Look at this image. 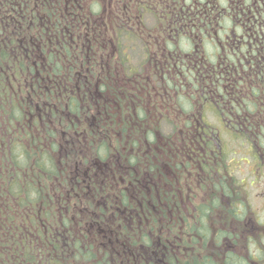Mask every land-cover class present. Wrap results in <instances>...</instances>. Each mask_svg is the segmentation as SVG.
Listing matches in <instances>:
<instances>
[{"label": "trees", "instance_id": "trees-1", "mask_svg": "<svg viewBox=\"0 0 264 264\" xmlns=\"http://www.w3.org/2000/svg\"><path fill=\"white\" fill-rule=\"evenodd\" d=\"M133 24L131 0H0V264H230L208 252L225 247L228 236L225 228L213 230L212 219L240 221L244 203L233 185L241 187L235 181L231 188L222 180L213 184V162L199 168L188 160L183 133L192 134L186 138L190 142L193 133L188 123L185 129L172 121L187 115L184 104L195 99L179 93L181 79L151 76L156 98L149 111L131 100L136 111L122 109L130 119L116 122L121 113L114 104L122 99L115 73L133 76L129 57L136 47L142 62L152 55L145 33ZM87 73L114 102L106 104L114 110L107 113L104 137H99L101 125L84 119L89 108L98 107L86 91ZM139 87L143 102L146 83L131 81L123 94L130 89L139 95ZM164 109L170 113V136L160 124L168 118ZM177 110L181 115L173 114ZM135 118L138 124L132 123ZM156 134L169 141L166 168L161 156L156 158L162 150ZM113 150L123 156L116 173L123 182L104 168L97 174V180L104 178L102 193L71 188L76 162L109 163ZM142 178L149 181L150 194L140 193L147 190ZM99 201L104 208L95 206ZM87 207L97 214V225L84 224ZM167 221L166 253L155 248L158 241L150 233ZM183 247H190L185 257Z\"/></svg>", "mask_w": 264, "mask_h": 264}, {"label": "flooded vegetation", "instance_id": "flooded-vegetation-1", "mask_svg": "<svg viewBox=\"0 0 264 264\" xmlns=\"http://www.w3.org/2000/svg\"><path fill=\"white\" fill-rule=\"evenodd\" d=\"M131 14L135 29L144 32L148 43L151 44L152 55L148 56L144 63L140 59L142 55L138 54L139 48L136 47L134 54L131 53L129 57L133 76L122 78L120 72L115 73L116 79L113 81L118 84V96L122 99L119 104H114L106 95L107 89L104 92L99 91L100 80L94 81L87 73L84 76L86 91L89 96L95 97L98 107L94 111L90 108L86 111L85 122H90L92 126L101 125L99 137H104L106 125L109 124L108 114L114 110L106 104L112 102L119 113L122 109L136 111V104L131 102L135 100L141 109L149 111L150 102L156 98L152 86L148 84L151 76L159 73L160 77L177 76L181 79L179 93L195 97L190 100L189 106L184 104L188 109L187 115H181L180 110L176 113L173 111V114L181 116L174 117L172 121L179 122L184 128L188 123L193 133L191 142L187 139H190L192 134L183 133L185 139L182 140V148L186 153L189 152L188 160L199 168L213 162V174L217 176L220 170L225 171L226 158L233 153L223 150L220 143L233 142L242 137L248 146V150L242 152L245 154L244 158H254V172L264 170V0H131ZM156 67L159 71L154 70ZM121 74L124 75L123 70ZM188 79H193V82L188 83ZM131 81L146 83L148 92L145 101L141 102L144 91L140 87L139 95H132L130 89L123 94V89ZM173 96L175 98L176 94ZM106 108L110 110L106 112ZM125 111L119 115L116 122L129 121V114ZM162 111L168 118H163L160 124L168 128L171 123L170 113L167 109ZM207 113L211 117H207ZM157 115L161 117V114ZM158 122L156 119L155 123ZM132 123L138 124L137 118ZM154 136L158 137V144L162 147L161 154L156 158L161 156L160 159L166 168L165 161H169V141L164 142L163 137L158 134ZM225 136L230 139L226 140ZM153 148L160 150L157 146ZM122 158L119 151L113 150L109 163L99 160H91L88 164L76 162L75 177L69 185L73 190L85 189L90 192L91 189H98L101 192L105 185L104 178L97 180V174L104 172V168L108 169V175L112 179L123 182L122 175L116 176ZM246 163L248 165L249 161ZM141 182L147 190L139 189L140 193L150 194L149 181L142 178ZM151 183L154 185L152 179ZM224 183L231 188V183L226 180ZM58 187L64 188L60 184ZM87 194L83 198H87ZM77 195L79 196L80 192ZM100 199H103L102 196ZM58 200H61L59 196ZM245 201L246 198L242 200ZM90 203L94 204V201L91 200ZM95 204L96 207L104 208L102 201ZM109 210L111 207L107 212ZM84 212V224L94 222L97 225L98 222L93 220L97 218V214L89 211L88 207ZM243 215L245 213L241 214L240 221H237L239 224H232L228 229V236L224 238L226 246H213V258H217L215 253L218 252L220 260L227 259L230 264H264V228L261 229L263 225L259 219H254V215L247 220ZM130 223L132 221L128 220V225ZM158 231H152L150 237L158 241L155 248L161 246L162 251L167 253L171 247L169 222ZM99 232H102L100 228ZM215 240L216 238H213V241ZM241 240L245 244H238ZM251 241L254 246H251ZM189 248H182L183 257L189 253ZM140 249L154 253L150 247L141 246Z\"/></svg>", "mask_w": 264, "mask_h": 264}, {"label": "rangeland", "instance_id": "rangeland-1", "mask_svg": "<svg viewBox=\"0 0 264 264\" xmlns=\"http://www.w3.org/2000/svg\"><path fill=\"white\" fill-rule=\"evenodd\" d=\"M147 22L149 21L147 20ZM110 80H112V77L109 78V81ZM206 116L211 117L209 113H207ZM209 119L212 121L211 118ZM225 139L229 140L230 138L225 136ZM224 143L226 145L230 144L229 150H233L234 152H237L236 155L242 156L243 154L245 157V154L242 152H243V149L248 150L246 148V144H242L243 146H240V142H224ZM230 156H233V155H230ZM238 156H233L234 159H231L232 163L237 161L238 163L237 167L235 169H229L227 170V172L231 173L232 176H234V178L237 181H243V184L246 187V188H237L233 186L234 192L236 193L241 192V194H239L240 197H242L243 199L246 198V201L244 202L245 205L243 207L241 205V208L245 209L243 210V212L245 211V215H243L242 217H245V220H247L248 217L251 218L254 215V219L255 220L259 219L260 220L259 222L262 223L263 226L261 229H263L264 228V171L260 170L259 172H254L253 164L255 163V161L252 158H246L247 160L249 159L248 160L249 164L247 165L246 163L247 160L241 161L240 159L242 157H238ZM209 175H211V180L215 179L216 175L213 176V174H211L210 172H209ZM205 176H208V175L206 174ZM212 220H213V224H212L213 230H218V229L220 230L221 228H225L228 230L230 229L232 224H239L237 221H233V220L230 221V219L229 220H225V219L219 220L218 218H215V215L213 216ZM242 243L245 244L243 240H241V242L238 244L241 245ZM254 245L255 244L253 243V241H251V246H254ZM208 252L209 254L213 253V246L209 248ZM98 258L99 260L102 259L101 257H98ZM111 264H115V262H111Z\"/></svg>", "mask_w": 264, "mask_h": 264}]
</instances>
